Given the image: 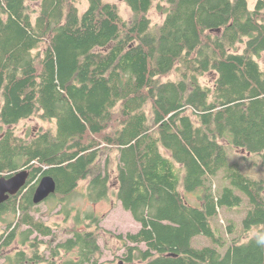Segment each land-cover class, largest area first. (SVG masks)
<instances>
[{"label": "trees", "instance_id": "16d2710c", "mask_svg": "<svg viewBox=\"0 0 264 264\" xmlns=\"http://www.w3.org/2000/svg\"><path fill=\"white\" fill-rule=\"evenodd\" d=\"M155 1L124 0L127 20L107 0H0V177L28 172L0 205L3 264H99L100 218L68 203L105 200L112 181L140 225L116 236L122 263L264 264L243 241L264 234V181L245 172L252 157L264 170V0H160L153 24ZM33 118L54 128L12 129ZM45 176L56 191L40 204L73 223L64 240L34 216ZM222 209L242 214L233 239L212 225Z\"/></svg>", "mask_w": 264, "mask_h": 264}, {"label": "rangeland", "instance_id": "374dc122", "mask_svg": "<svg viewBox=\"0 0 264 264\" xmlns=\"http://www.w3.org/2000/svg\"><path fill=\"white\" fill-rule=\"evenodd\" d=\"M110 2H114L119 7V10L124 18L129 20L132 16L130 9L126 6L124 0H107ZM160 0H156L154 3V8L149 12V17L152 20L153 24L160 23L162 21V15L157 9L156 5ZM250 7H253L256 0H248ZM86 8V3H82L81 11H84ZM213 74H208L203 79V83L210 84V82L214 79ZM174 78V76H172ZM54 128V122H42L39 118H33L27 121H23L18 125L12 127L15 130L16 134L19 136H27L29 133L34 134L37 133L39 130L45 131L46 128ZM1 126H0V133H1ZM5 129V128H4ZM233 151L232 148L227 147V152L229 155ZM242 151H236V153L232 154V158L240 157L243 155ZM231 158V157H230ZM103 159H106L104 157ZM249 162L252 164L251 167L245 169L247 176L254 180V181H264V170L260 167L261 161L258 157H252L249 159ZM218 179L215 180V184L217 185ZM219 181V180H218ZM87 184L86 181L80 182L79 187L77 188L78 193H84L85 185ZM220 185V182H219ZM110 192L105 200H100L98 202H92L89 199H86L83 196H72L70 198V202L68 203L70 207L79 210L80 212H91L94 216L100 218V231H99V238H98V245L101 249V255L99 257V264H124L123 257H124V249L121 247V243L117 240V235L125 236L126 234H135L139 229L140 225L132 218L129 212L124 211L119 202L116 199L115 189L116 183L112 181ZM189 203H196L197 201L193 198V195L186 196ZM54 202L49 201L47 203L40 204L37 206L38 212L34 213V216L38 219H41L49 226L56 228V237L57 240H64L68 237V234H65V228H70L73 226L72 221H65L66 218L64 215L59 214L60 206L53 210ZM75 212V211H74ZM243 212V217H244ZM10 214L5 215L4 218L6 221H13L14 217ZM242 214L237 212L236 210L228 211L222 209L219 213L218 218L213 220L212 225L216 227L221 236L226 238L227 240L233 239L234 235H230L227 231V226L229 222H233L235 227L241 228L242 227ZM5 224L0 223V234L3 230H5ZM58 229V230H57ZM257 229L253 228L250 232L246 233L243 241L247 238H250L253 233H256ZM36 235H33L31 238H34ZM39 239H42L39 237ZM43 240H49L48 238H44ZM192 246L196 248H201L204 246H213L210 240L206 239L205 237L198 236L193 238L191 242ZM142 249H145L144 245L140 246ZM14 249L18 248V242L13 247ZM44 246L42 247V249ZM26 250V247L24 248ZM11 252V251H10ZM48 255V253H46ZM4 261H0V264H3ZM138 264V263H133Z\"/></svg>", "mask_w": 264, "mask_h": 264}, {"label": "water", "instance_id": "95a60500", "mask_svg": "<svg viewBox=\"0 0 264 264\" xmlns=\"http://www.w3.org/2000/svg\"><path fill=\"white\" fill-rule=\"evenodd\" d=\"M27 178L28 172L26 170L17 172L9 177H0V205L7 201L10 196L17 194L24 187ZM55 191L56 184L51 177L45 176L41 178L32 196L33 204L38 205L42 203L48 197L55 194Z\"/></svg>", "mask_w": 264, "mask_h": 264}, {"label": "clouds", "instance_id": "9594fccd", "mask_svg": "<svg viewBox=\"0 0 264 264\" xmlns=\"http://www.w3.org/2000/svg\"><path fill=\"white\" fill-rule=\"evenodd\" d=\"M253 235L256 236V243L264 246V234L253 233Z\"/></svg>", "mask_w": 264, "mask_h": 264}]
</instances>
